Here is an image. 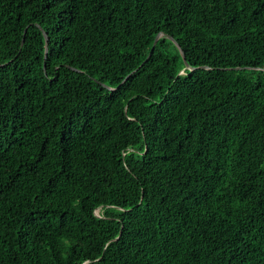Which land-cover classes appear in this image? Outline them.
Instances as JSON below:
<instances>
[{"label":"trees","instance_id":"1","mask_svg":"<svg viewBox=\"0 0 264 264\" xmlns=\"http://www.w3.org/2000/svg\"><path fill=\"white\" fill-rule=\"evenodd\" d=\"M0 264H264V0H0Z\"/></svg>","mask_w":264,"mask_h":264},{"label":"water","instance_id":"2","mask_svg":"<svg viewBox=\"0 0 264 264\" xmlns=\"http://www.w3.org/2000/svg\"><path fill=\"white\" fill-rule=\"evenodd\" d=\"M45 36H46V39H47V34L45 33ZM161 36H164V34H160V35H158L157 36V38H156V41H155V44L157 43V40L161 37ZM170 39H172L173 40V38L172 37H170ZM174 41V40H173ZM176 43V42H175ZM24 44V41H23V43H22V45ZM177 44V43H176ZM48 53V43L46 44V54ZM185 57V56H184ZM190 68V67H189ZM204 68H208V67H204ZM192 69V68H191Z\"/></svg>","mask_w":264,"mask_h":264},{"label":"rangeland","instance_id":"3","mask_svg":"<svg viewBox=\"0 0 264 264\" xmlns=\"http://www.w3.org/2000/svg\"><path fill=\"white\" fill-rule=\"evenodd\" d=\"M95 213H96L97 215H99V214H100V209H99V208L96 209Z\"/></svg>","mask_w":264,"mask_h":264}]
</instances>
